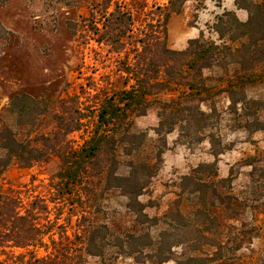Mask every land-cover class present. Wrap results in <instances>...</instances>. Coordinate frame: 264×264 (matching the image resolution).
Here are the masks:
<instances>
[{
    "label": "rangeland",
    "instance_id": "1",
    "mask_svg": "<svg viewBox=\"0 0 264 264\" xmlns=\"http://www.w3.org/2000/svg\"><path fill=\"white\" fill-rule=\"evenodd\" d=\"M103 1L0 0V133L8 128L18 142L40 146L41 135L51 136L59 122L81 118L80 129L68 135L71 148L80 149L94 129L102 101L125 87L126 52L134 64L133 41L140 39L147 24L164 21L170 12L168 46L174 50H185L190 40L201 36L230 44L228 38L220 40L214 25L230 11L225 4L237 7L238 0H186L182 4L181 0H115L131 8L135 18L129 45L121 52L98 42L96 28L102 27ZM172 1L180 4L179 12L170 10ZM225 73L204 70L203 76L209 79L208 85L221 89L215 80ZM245 92L249 100L263 104L232 105L226 92L203 103H186L213 114L211 125L198 134L184 133L178 124L173 132L158 135L160 107L156 102L145 116L135 118L132 131L145 133L146 139L131 156L120 149L118 173L127 175L130 169L125 164L131 160L153 165L154 176L138 198L130 200L123 190L94 182H85L74 188L72 196H64L57 190L58 156L25 167L9 160L2 140L0 194L20 201L21 213L30 209L40 225L62 214L60 223L67 227L68 239H60L55 230V243L45 237L50 251L81 247L88 227L106 225L108 236L99 248L102 256H86L83 264H264V131L242 127L254 119L245 117L249 110L264 123V84ZM160 99L168 100V96ZM16 103H27L34 110L21 116ZM210 137L221 143L217 150L222 154L217 158ZM159 149L164 152L161 162ZM216 160L217 176L201 174L205 184L184 190V176ZM193 188L201 192L191 193ZM4 245L8 247L0 248L1 260L26 264L28 250ZM29 249L37 257L46 255L44 248Z\"/></svg>",
    "mask_w": 264,
    "mask_h": 264
},
{
    "label": "trees",
    "instance_id": "2",
    "mask_svg": "<svg viewBox=\"0 0 264 264\" xmlns=\"http://www.w3.org/2000/svg\"><path fill=\"white\" fill-rule=\"evenodd\" d=\"M184 1L186 0H181V4ZM236 5L238 9L248 12L247 21H241L234 11H225L214 25L220 40L228 38L230 44H217L201 36L190 40L185 50H174L168 46L167 21L170 12L165 15L164 21L147 24L140 39L133 41L134 64L130 63V54L126 52L125 87L102 101L94 129L80 149L71 148L68 135L80 129L81 118L59 122L57 131L51 136L41 135L40 146L18 142L15 134L6 128L0 133V140L9 160L28 167L33 162L47 161L53 155L58 156L61 167L57 175V190L64 196H72L74 188H80L85 182H94L99 186L104 184L106 189H121L130 200L141 196L148 181L154 176V167L149 162L131 160L125 164L130 172L120 175L118 171L122 163L119 152L122 149L126 156H131L144 145L146 134L133 132L132 129L134 119L145 116L151 103H159L160 122L156 132L160 136L173 132L178 124L182 125V132L193 131L195 134L211 125L213 114L205 113L198 104L186 103H203L226 92L232 105L240 102L255 106L263 104L259 100H249L245 91L250 86L264 84V0H238ZM179 9L180 4L175 5L172 1L170 10L179 12ZM101 12L102 27L96 28L99 33L98 42L107 43L116 52L125 50L135 21L132 9L115 0H104ZM214 69L226 71L223 77L215 80L221 84V89L208 85L209 79L203 76L204 70ZM128 80L133 83L129 84ZM161 95L168 96V100L160 99ZM236 96L241 97L235 99ZM16 106L21 116L34 110L27 103H16ZM245 110L248 108L245 107ZM212 111L215 112L214 109ZM256 116V112L247 111L245 117L254 119L246 121L242 127L249 132L264 131V123ZM210 138L213 155L217 158L222 154L221 150H217L221 143L214 137ZM165 146L166 143L163 147ZM163 153L161 149L157 153V160L160 162ZM216 166L217 160L193 169L192 174L184 176L182 180L184 190L191 185L205 184L201 174L209 172L211 176H217ZM226 180L228 179L223 181ZM198 192L201 189L193 188L191 191ZM21 206L20 201L0 194V248L8 247L4 244L25 248L30 256L26 264H83L86 256H102V249L99 248L103 247L108 236L106 225L88 227L81 247L67 250L65 247H55L50 251L45 237L55 243V230L60 239H68L67 227L60 223L62 214H57L55 221L47 219L45 224L40 225L30 209L21 213ZM44 210L48 213L49 207L46 205ZM200 212L198 210V214ZM180 214L177 211V216L182 217ZM72 216L70 214V218ZM31 247L44 248L46 255L37 257L36 251L29 249ZM0 264L6 263L0 259Z\"/></svg>",
    "mask_w": 264,
    "mask_h": 264
},
{
    "label": "crops",
    "instance_id": "3",
    "mask_svg": "<svg viewBox=\"0 0 264 264\" xmlns=\"http://www.w3.org/2000/svg\"><path fill=\"white\" fill-rule=\"evenodd\" d=\"M225 7H226L228 10H230V11H234V12L236 13L237 17H238L241 21H243V22L247 21V19H248V17H249V14H248V12H247L246 10H244V9H238V8L235 6L234 3H232L231 6L228 5V4H225ZM167 156H168L167 154H164V160H166V157H167ZM164 163H165V162H164Z\"/></svg>",
    "mask_w": 264,
    "mask_h": 264
}]
</instances>
